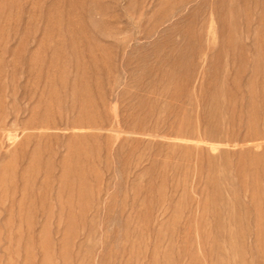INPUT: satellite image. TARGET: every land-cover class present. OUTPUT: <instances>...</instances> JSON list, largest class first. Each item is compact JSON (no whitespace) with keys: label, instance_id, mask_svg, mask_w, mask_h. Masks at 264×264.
<instances>
[{"label":"rangeland","instance_id":"obj_1","mask_svg":"<svg viewBox=\"0 0 264 264\" xmlns=\"http://www.w3.org/2000/svg\"><path fill=\"white\" fill-rule=\"evenodd\" d=\"M0 264H264V0H0Z\"/></svg>","mask_w":264,"mask_h":264}]
</instances>
